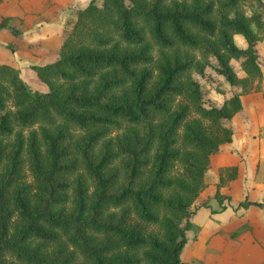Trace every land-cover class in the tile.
<instances>
[{
	"label": "trees",
	"instance_id": "1",
	"mask_svg": "<svg viewBox=\"0 0 264 264\" xmlns=\"http://www.w3.org/2000/svg\"><path fill=\"white\" fill-rule=\"evenodd\" d=\"M250 5L90 0L62 31L57 57L31 66L46 92L0 63V264H186L209 157L231 142L242 108L239 93L203 105L190 70L207 73L190 50L214 57L216 73L242 92L261 90L264 0ZM10 20L0 13V31L16 39ZM15 39L11 51L30 45ZM179 96L187 101L173 107ZM24 165L32 184L19 182ZM80 168L91 192L71 179Z\"/></svg>",
	"mask_w": 264,
	"mask_h": 264
},
{
	"label": "rangeland",
	"instance_id": "2",
	"mask_svg": "<svg viewBox=\"0 0 264 264\" xmlns=\"http://www.w3.org/2000/svg\"><path fill=\"white\" fill-rule=\"evenodd\" d=\"M39 0H36L38 2ZM90 0H44L41 5L35 4V13L46 20L49 35L48 43H29L28 48H19L18 54L7 47L6 58L15 56L19 75L31 91L46 92L47 85L39 80L31 66L49 62L57 57L58 43L55 34L67 29L75 18L78 8L85 7ZM244 11L251 10L250 0H243ZM11 3V4H10ZM60 3L61 8L55 5ZM0 13H8L12 4L16 7L10 12L11 24L20 26L26 15L21 0H7L1 3ZM52 10V11H51ZM31 13V12H30ZM62 33V32H61ZM52 38H51V37ZM22 36L15 39L16 43L25 42ZM238 47L246 43L240 35L234 36ZM3 46V45H2ZM193 58L205 68L207 78L190 70L202 92L204 106H220L232 93H239L242 108L229 123L233 134L229 143H224L219 150L209 157V165L204 175V186L198 197L194 199L192 210L193 225L186 232V244L181 255L186 264H264V79L261 90L242 92L241 88L230 85L215 71V58H204L200 48L190 50ZM258 62L264 74V38L258 47ZM159 50L155 51V59ZM0 56V62L2 60ZM234 70L244 75L240 61L232 59ZM179 96L173 107L179 102H186ZM123 132V128L112 129L108 138H114ZM119 167L118 162L114 164ZM80 178L83 185L91 192L93 184L88 175L80 168L71 175L74 181ZM33 183L28 168H22L21 182ZM262 201L263 206L250 205L244 208L245 200ZM70 206V203H68Z\"/></svg>",
	"mask_w": 264,
	"mask_h": 264
},
{
	"label": "crops",
	"instance_id": "3",
	"mask_svg": "<svg viewBox=\"0 0 264 264\" xmlns=\"http://www.w3.org/2000/svg\"><path fill=\"white\" fill-rule=\"evenodd\" d=\"M43 1L44 0H39L38 2H36V0H21V4H22V7L24 9L25 14L29 13V15H26V18H24V20L20 24V26L17 25L15 27H17L21 31V36L23 37V39L26 40V41L24 40L25 42L28 41L30 43H36V44L41 43V42L42 43H48V39H49L48 36L49 35L47 34L46 27L48 26V24H47L46 20L39 17L38 14L33 15V13H32V12H35V13L41 12L40 9L43 6L40 7L39 10H37V7L35 4L41 5V2H43ZM1 3L2 2H0V9L2 8ZM14 7H16V4H12V9H14ZM57 7L61 8L62 5L60 3H58L55 5L54 9ZM12 9L8 13H4V14L10 15V12L12 11ZM61 29L62 30H59V32L57 34H55V37H54L57 43H58V40L61 38V32L63 31V27ZM14 39H15V37H13V35L9 34L8 32L0 31V56H4V57H2V60H6V61H2L0 63H6V64H10L14 67H17V62H16V60H14L15 56L18 54L17 49L12 51L13 54H11V55H15V56L14 57L10 56V58H8V59L5 56L7 52H4V53L1 52L3 50H7V48L5 46H7ZM260 44L261 43L258 44L257 48L259 47ZM31 64L33 65L34 62ZM252 201H254V200H252Z\"/></svg>",
	"mask_w": 264,
	"mask_h": 264
}]
</instances>
